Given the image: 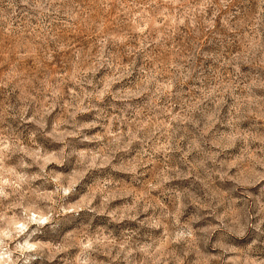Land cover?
Here are the masks:
<instances>
[{"label":"clouds","instance_id":"clouds-1","mask_svg":"<svg viewBox=\"0 0 264 264\" xmlns=\"http://www.w3.org/2000/svg\"><path fill=\"white\" fill-rule=\"evenodd\" d=\"M28 7L35 23L7 5L0 25V264H264V83L240 79L264 64V0L244 18L229 0ZM218 27L242 49L176 46ZM193 177L203 196L169 188Z\"/></svg>","mask_w":264,"mask_h":264},{"label":"rangeland","instance_id":"rangeland-1","mask_svg":"<svg viewBox=\"0 0 264 264\" xmlns=\"http://www.w3.org/2000/svg\"><path fill=\"white\" fill-rule=\"evenodd\" d=\"M32 0H0V25L3 24L7 12L6 6L11 5L13 9H15L14 16L11 17L12 20L15 21L17 26H27L29 23H35L34 20H30L32 15L28 4H30ZM256 0H229V10L238 14L240 18H244L251 13V11L255 7ZM5 39L2 32H0V42ZM176 46L184 51L191 50L194 46H198L201 48L202 51H207L209 53H214L218 55L227 56L232 53L234 50H240L243 47V40L241 39L239 34H230L225 33L223 29L219 28L216 32L211 33H204L200 36L193 37L191 35H186L184 37H177L176 39ZM249 68L246 70H242V75L240 77L241 80H246L249 77H257L261 83H264V64L257 63L256 61H248ZM194 67L199 69V76L200 79L203 80H211L214 77L215 70L218 68V65L213 64L210 60L204 61L203 57L201 56L196 61ZM260 97H264V89H260L256 93ZM231 103V101H229ZM105 109L108 110L109 106L106 104L104 105ZM89 117H82V119H87ZM243 127H254L255 121L252 119H247L242 122ZM43 143L47 144V140H42ZM72 144L74 146H80L79 140H73ZM176 159V157H173ZM101 175L110 174L109 170H104ZM95 175V174H94ZM121 183L125 180H130L129 177H119ZM225 190H231L233 187L232 185H224ZM169 188L173 191H187L190 193H194L198 196H203L205 189L203 186L195 179V177L184 180L179 179L174 181L172 184L169 185ZM253 196H261V193L258 189H251L250 190ZM239 194V193H238ZM243 200L246 201L248 205H254V200H247L246 197H242ZM197 210L189 206L187 209V213L189 215L196 214ZM215 221L208 217L205 220L201 221L203 225L211 226ZM256 219L254 218L252 223H255ZM134 226V225H130ZM217 235H221L217 233ZM256 238L259 240L260 247H257L255 251L259 254H264V238L260 237L256 232H250V239ZM231 239V238H230ZM238 246L246 247V244H239Z\"/></svg>","mask_w":264,"mask_h":264}]
</instances>
